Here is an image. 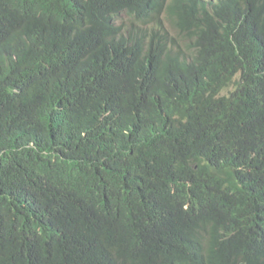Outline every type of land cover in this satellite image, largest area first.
Masks as SVG:
<instances>
[{"label": "trees", "instance_id": "trees-1", "mask_svg": "<svg viewBox=\"0 0 264 264\" xmlns=\"http://www.w3.org/2000/svg\"><path fill=\"white\" fill-rule=\"evenodd\" d=\"M0 264H264V0H0Z\"/></svg>", "mask_w": 264, "mask_h": 264}, {"label": "rangeland", "instance_id": "rangeland-1", "mask_svg": "<svg viewBox=\"0 0 264 264\" xmlns=\"http://www.w3.org/2000/svg\"><path fill=\"white\" fill-rule=\"evenodd\" d=\"M231 89V88H230ZM229 93V90H224L223 92H222V94L223 95H227Z\"/></svg>", "mask_w": 264, "mask_h": 264}, {"label": "bare ground", "instance_id": "bare-ground-1", "mask_svg": "<svg viewBox=\"0 0 264 264\" xmlns=\"http://www.w3.org/2000/svg\"><path fill=\"white\" fill-rule=\"evenodd\" d=\"M63 1V0H62ZM65 1V0H64ZM62 3V2H61ZM59 5V4H58ZM244 67V66H243ZM89 86V85H88Z\"/></svg>", "mask_w": 264, "mask_h": 264}]
</instances>
